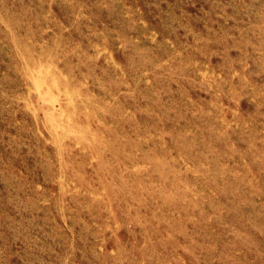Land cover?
Here are the masks:
<instances>
[{"label":"rangeland","instance_id":"374dc122","mask_svg":"<svg viewBox=\"0 0 264 264\" xmlns=\"http://www.w3.org/2000/svg\"><path fill=\"white\" fill-rule=\"evenodd\" d=\"M0 264H264V0H0Z\"/></svg>","mask_w":264,"mask_h":264}]
</instances>
